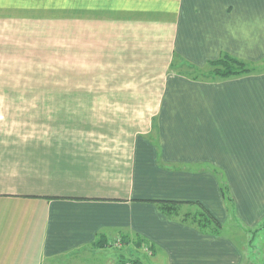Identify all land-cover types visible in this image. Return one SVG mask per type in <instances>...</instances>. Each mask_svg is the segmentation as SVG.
Returning <instances> with one entry per match:
<instances>
[{
  "label": "crops",
  "instance_id": "crops-1",
  "mask_svg": "<svg viewBox=\"0 0 264 264\" xmlns=\"http://www.w3.org/2000/svg\"><path fill=\"white\" fill-rule=\"evenodd\" d=\"M77 1V52L92 76H137L138 89L123 90L155 93L38 99L32 84L0 79V264H245L249 246L195 224L189 205L212 217L208 205L224 207L212 166L225 173L240 218L261 204L264 71L204 82L170 62L201 68L225 53L264 66V0ZM54 3L0 0V63L47 48L39 13ZM64 33L61 67L44 68L52 79L71 74ZM162 202L182 204L179 217L162 213Z\"/></svg>",
  "mask_w": 264,
  "mask_h": 264
},
{
  "label": "rangeland",
  "instance_id": "rangeland-1",
  "mask_svg": "<svg viewBox=\"0 0 264 264\" xmlns=\"http://www.w3.org/2000/svg\"><path fill=\"white\" fill-rule=\"evenodd\" d=\"M54 4L53 13H41L42 10H40L39 16L42 17L39 19L38 31L41 33L42 31H46V29H48L46 33L44 31L46 39L43 40L44 42L47 40L46 43H48L56 39V46L52 47L44 43V46H47V48H38L36 51L33 49V52L24 51L23 55L28 58V61L14 58L12 60L8 59L3 60V62L1 61L0 68L3 69L6 67V69H8V74H3L0 77L1 80L4 81V79H7L9 83H20L24 85V87H27V84H32L31 87L33 92L34 89L39 90L36 92L38 99L54 98L55 100H101L114 98L116 100H123L133 98L142 99L147 96L149 98V96L154 95V90L147 93L137 92L136 90L129 93L126 90H123V87H130L131 89L137 88L133 86L136 84L135 79H133L134 82L132 84V78L137 76H124L121 74L110 76L107 70H103L104 68L100 71L101 73H97L100 75H96V77L92 76V73L95 72L91 71L90 67L93 66L89 67L88 60L81 58L79 52H77V48L79 46V33L83 31L82 28L79 27V21L82 20V17L80 16L78 1L69 0V3L67 2L64 5L63 3H58L56 0V3ZM41 7L42 5H40V9ZM86 10L88 11L89 8H86ZM83 17H89V13L84 12ZM63 24L65 27L66 25H69V28H63ZM64 31L70 32L72 37V51L69 53V56L71 55V63L70 66H67L70 67L68 69H70L71 74L68 76L66 70L64 71L66 75H63V73L55 74L52 79V75H46L44 68L55 66L61 67L58 66L63 59L61 52H64V46L68 44L66 40L62 38L66 35ZM42 42L43 41H40L39 45H41ZM52 54H55L54 59L50 57ZM207 64L204 67L198 68L186 62L182 58L175 56L170 62V68L174 71H182L186 75H190V77L196 76L197 81H226V79H203L211 72V68ZM64 67L65 65L63 68ZM260 68L263 70L264 66H261ZM113 74H116V72ZM95 79L98 80V82H95ZM68 83L70 84V89L69 91H66ZM98 83H101V86ZM95 87L99 90H89ZM151 87L153 86L151 85ZM84 88L87 90H84ZM139 89L141 90V88ZM154 89H157L156 86ZM33 92L31 95L34 98L35 93ZM201 168L202 167H200V169ZM208 170L212 171V174L215 176L218 192L222 200V204H224V207H220V205L216 206L214 204L208 205L209 209L213 212V217L217 221L218 227L220 226L219 234L230 239L234 244H247V246L252 247L246 248L245 264H264V194L261 204H258L255 213L248 214L253 216L247 217L245 221L243 218L238 216V204L230 194L228 179L225 173L213 166L209 167ZM255 174L260 176L257 173ZM200 207L201 206H199V204L194 203L189 206V211L192 213L201 211L202 209ZM118 245H123V241H121V239L118 240ZM141 248H145L147 253L151 254V251L147 249L145 244H143ZM112 251L116 258L121 255V251L116 248L112 249ZM118 260L119 264L121 260L125 261L123 258H119ZM127 261L134 262L133 260Z\"/></svg>",
  "mask_w": 264,
  "mask_h": 264
},
{
  "label": "trees",
  "instance_id": "trees-1",
  "mask_svg": "<svg viewBox=\"0 0 264 264\" xmlns=\"http://www.w3.org/2000/svg\"><path fill=\"white\" fill-rule=\"evenodd\" d=\"M211 68V72L208 73L203 79L211 80V79H219V80H227L231 78H239L246 75H252V74H258L262 70L260 65L249 63L240 59H237L231 55L228 54H222L217 60L209 62L207 64ZM194 80H197L196 76H192ZM160 204V210L162 213L166 214L167 216L172 217H179L180 213V207L182 204H176V203H166L162 202ZM192 205V204H191ZM190 206V205H189ZM200 206V205H199ZM201 208V207H200ZM202 209V208H201ZM197 213L196 216H194V213L192 214L193 222L195 224H198L202 228H208L209 230H214L215 234H219L220 229L218 227L217 221L210 213H208L206 210L202 209L201 211L195 212ZM188 219V218H184ZM190 219V218H189ZM216 222V224H215ZM122 241H125L124 239H121ZM102 241L96 244H101ZM141 243L138 242L137 245L139 246ZM147 246V249L149 251H152L151 246L148 244H145ZM141 246V245H140ZM124 261H120V264H123ZM136 264V262L134 261Z\"/></svg>",
  "mask_w": 264,
  "mask_h": 264
},
{
  "label": "built area",
  "instance_id": "built-area-1",
  "mask_svg": "<svg viewBox=\"0 0 264 264\" xmlns=\"http://www.w3.org/2000/svg\"><path fill=\"white\" fill-rule=\"evenodd\" d=\"M123 264H135V263L132 261H125Z\"/></svg>",
  "mask_w": 264,
  "mask_h": 264
}]
</instances>
